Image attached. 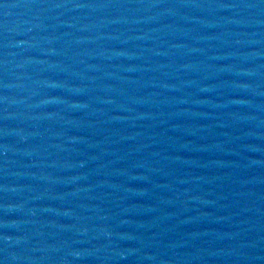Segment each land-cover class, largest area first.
Returning <instances> with one entry per match:
<instances>
[{
    "label": "water",
    "instance_id": "95a60500",
    "mask_svg": "<svg viewBox=\"0 0 264 264\" xmlns=\"http://www.w3.org/2000/svg\"><path fill=\"white\" fill-rule=\"evenodd\" d=\"M0 264H264V0H0Z\"/></svg>",
    "mask_w": 264,
    "mask_h": 264
}]
</instances>
